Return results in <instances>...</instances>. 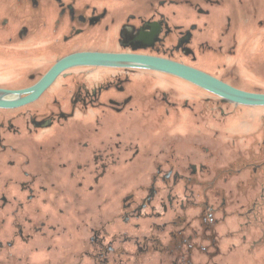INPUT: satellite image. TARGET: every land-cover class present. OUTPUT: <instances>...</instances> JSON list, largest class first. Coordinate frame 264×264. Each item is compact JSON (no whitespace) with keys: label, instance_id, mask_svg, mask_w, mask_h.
Masks as SVG:
<instances>
[{"label":"flooded vegetation","instance_id":"flooded-vegetation-1","mask_svg":"<svg viewBox=\"0 0 264 264\" xmlns=\"http://www.w3.org/2000/svg\"><path fill=\"white\" fill-rule=\"evenodd\" d=\"M80 53L164 58L264 94V0H0V264L259 260L264 103L132 65L47 76ZM139 163L147 182L117 209V165Z\"/></svg>","mask_w":264,"mask_h":264},{"label":"water","instance_id":"water-1","mask_svg":"<svg viewBox=\"0 0 264 264\" xmlns=\"http://www.w3.org/2000/svg\"><path fill=\"white\" fill-rule=\"evenodd\" d=\"M83 61L93 63L115 64L138 66L166 73L178 75L183 79L195 82L212 92L227 97L230 100L245 104H261L264 103V94L252 93L236 89L228 84L212 78L210 75L185 65L176 63L164 58L138 56L130 54H104V53H82L73 54L58 61L52 69L47 73L48 77L57 75L62 69L78 64ZM52 79H44V83Z\"/></svg>","mask_w":264,"mask_h":264},{"label":"rangeland","instance_id":"rangeland-1","mask_svg":"<svg viewBox=\"0 0 264 264\" xmlns=\"http://www.w3.org/2000/svg\"><path fill=\"white\" fill-rule=\"evenodd\" d=\"M240 82V84L246 85L249 88H251L252 86H254L257 82L256 79H238ZM157 118V122L160 123L161 126V130L166 129V131H171V128L173 126V118L172 117H164V118H160L158 116H151L149 115L147 118L148 120H151L153 118ZM152 122L148 123L149 126H151ZM170 133V132H168ZM182 133H185L186 136H189L191 134H193L194 132L187 127V131L185 132V129H182ZM203 135V133H202ZM167 140V138L165 139V141ZM140 171L143 172L142 176H138L135 175L133 176V172L136 171ZM152 171V167L150 164H120L117 165V169H116V189H117V194H116V208L118 209L119 207V203H120V197L125 193L124 191L127 190V188L129 189L130 187H136L137 185L141 184V183H145V181L147 180V174H149ZM130 173V175L128 174ZM137 173V172H136ZM123 174H128V176L126 175L123 178H120ZM133 177H132V176ZM147 182V181H146ZM109 186V185H108ZM106 186V187H108ZM256 251H258L260 253V259L256 260V259H244V264H264V245H262L259 249H257Z\"/></svg>","mask_w":264,"mask_h":264}]
</instances>
